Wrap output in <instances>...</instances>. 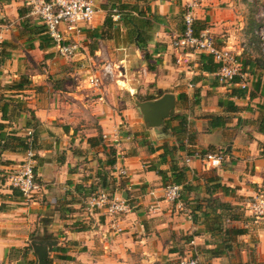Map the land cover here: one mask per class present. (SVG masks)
I'll use <instances>...</instances> for the list:
<instances>
[{
    "label": "crops",
    "instance_id": "0c3cea01",
    "mask_svg": "<svg viewBox=\"0 0 264 264\" xmlns=\"http://www.w3.org/2000/svg\"><path fill=\"white\" fill-rule=\"evenodd\" d=\"M91 1L96 10L92 21L79 34H66V42L76 46L70 68L97 73L109 64L114 77L99 91L86 92L61 88L62 80L71 76L59 71L66 62L58 60L54 47L38 48L43 40L34 32L44 26L29 15L26 0H0V125L6 138L0 170L13 171L24 153L7 137L27 141L30 131L37 187L28 198L0 187V264H16L21 254L12 249L22 248L37 264L33 241L54 242L46 264H166L187 255L202 264L264 261V221L245 212L246 218L222 221L245 233L227 238L229 250L210 257L221 236L207 231V220L198 213L193 223L191 213L212 177L232 190V195L216 192L212 198L233 206L264 190V134L256 128L264 116V70L247 73L246 90L235 82L221 86L209 55L180 50L176 40L183 31V7L190 0H111L115 6L135 5L139 10L132 18L144 32L146 59L129 25L118 22L117 30L100 38L110 2ZM195 1V35L206 32L217 46L231 50L240 65L264 55L254 33L253 4ZM146 20L150 25L142 28ZM238 90L243 95H235ZM163 94L174 97L173 115L159 127L146 128L134 103ZM218 100L231 102L238 111L226 112ZM214 116L219 119L212 120ZM100 135L108 136L114 152L97 150ZM216 151L225 158L218 168L206 169L191 157L193 152ZM112 157L114 165L107 166ZM114 167L126 175L117 178ZM176 170L183 172L179 198L167 202L163 188L173 184ZM184 185L191 189L183 191ZM101 190L122 197L129 207L119 220V232L109 228L101 212L85 207V200Z\"/></svg>",
    "mask_w": 264,
    "mask_h": 264
},
{
    "label": "built area",
    "instance_id": "2783aa9c",
    "mask_svg": "<svg viewBox=\"0 0 264 264\" xmlns=\"http://www.w3.org/2000/svg\"><path fill=\"white\" fill-rule=\"evenodd\" d=\"M264 0H247L249 3ZM29 7V15L40 22L53 42L55 53L62 58L68 59L74 56L76 46L66 42V34H79L84 24L92 21L96 10L91 0H26ZM196 1L190 0L183 7L182 24L183 31L176 40V46L180 50H191L209 55L217 64L214 77L221 86L236 84L241 90L248 89V75L241 69L236 55L231 50L217 46L213 39L206 33L195 35L193 32V10ZM113 13L112 19L117 15ZM62 26L63 31L59 30ZM259 42V47L264 52V29L257 28L254 32ZM113 67L109 64L102 66L99 72L88 74L86 86L89 90L99 91L106 83L113 80ZM237 80V81H235ZM99 96L98 100L102 101ZM27 149L18 166L8 175L5 185L19 194L28 198L35 190L34 176V154L31 148V132L26 133ZM102 135L103 139H108ZM191 157L197 159L204 168H218L224 161L223 152H193ZM188 158L185 157V162ZM114 175L118 178L124 177L126 172L123 168H113ZM179 198V187L167 184L163 188V199L174 202ZM85 207L89 211H98L107 218L108 226L113 231L119 232L118 224L122 215L129 211V207L122 197H116L114 193L98 191L85 200ZM245 213L254 220H264V190L258 192L250 201L245 203ZM177 264H202L191 255L178 258Z\"/></svg>",
    "mask_w": 264,
    "mask_h": 264
},
{
    "label": "trees",
    "instance_id": "16d2710c",
    "mask_svg": "<svg viewBox=\"0 0 264 264\" xmlns=\"http://www.w3.org/2000/svg\"><path fill=\"white\" fill-rule=\"evenodd\" d=\"M136 2H143L145 3V0H135ZM106 2H110L109 10L103 20L101 29H100V38L103 40L105 38H108L109 32L117 30V24L120 22L123 26L129 25L131 27V32L133 33L134 42L140 52L142 53V56L144 59L147 58V54L144 48V44L146 42L144 38V32L140 31V26L137 25L136 22L133 21V13H136V15H140L139 10L135 9V5L132 7H128L127 5H119L115 6L114 2L111 0H107ZM113 13H116L117 19L112 20ZM150 22L146 20L143 22L142 28L149 27ZM34 35H37L41 37L43 40V43L38 45V48L44 49L45 47H53V42L50 40L49 36L45 34V30L42 26H36V30L34 32ZM40 39V38H38ZM1 45V44H0ZM1 58V55H0ZM241 69L244 73H251L252 75H255V70L262 69L264 70V55H260L259 58L254 59L252 61H246L241 64ZM247 74V75H248ZM259 83V79L256 80V85ZM264 84V83H263ZM17 89H22L21 84H18L16 86ZM239 93L235 94L238 96L243 95V91L238 90ZM219 107H224L226 112H237L238 108L234 106L231 102L226 100H218L217 102ZM3 117V114H2ZM219 117L214 116L212 117V120H218ZM257 130L259 133L264 134V116H261L260 119L257 120ZM3 126L0 125V141H3V145L0 146V151L6 146L5 144V136H3ZM11 141L17 142V147L22 152H25L27 149V143L26 140H21L19 138L14 137H7ZM31 148L34 149V137L32 134L31 138ZM114 152V151H113ZM114 158L107 159L106 165L107 166H113L114 165ZM160 174V172H157ZM8 173L0 170V187L5 185V181L8 177ZM183 179V172L176 170V173H174V178L172 180V183L174 185L180 186ZM101 187H105V183H102ZM191 189L190 185H184L182 186L183 191H189ZM216 192L222 193L224 196L232 195V190L222 186L219 184L218 179L216 177L210 178L205 183V197L201 199H196L193 203L192 207V221L195 223L197 221V214L198 213L200 217H202L204 220H207L205 222V229L211 233L219 234L221 237L220 241L217 243V247L214 248L212 252H209L210 257H220L225 253V251L229 250V244L230 238L243 235L245 233V230L243 228H235L234 226H223L222 221H237L240 219L241 214H243L242 210L239 206H233L229 204L228 202H224L220 199H214L212 198V195ZM242 212V213H241ZM13 252H19L21 254L20 260L16 264H35L33 261L27 259V249L22 248L21 250L18 249H12ZM192 258H197L195 256H192ZM209 257V258H210ZM244 264H264V261H256L255 259L250 262H245Z\"/></svg>",
    "mask_w": 264,
    "mask_h": 264
},
{
    "label": "water",
    "instance_id": "95a60500",
    "mask_svg": "<svg viewBox=\"0 0 264 264\" xmlns=\"http://www.w3.org/2000/svg\"><path fill=\"white\" fill-rule=\"evenodd\" d=\"M141 120L146 128H156L162 125L163 120L173 115L174 97L171 94H163L155 100H147L135 103ZM54 242L33 241L30 244L37 264H46V257Z\"/></svg>",
    "mask_w": 264,
    "mask_h": 264
},
{
    "label": "rangeland",
    "instance_id": "374dc122",
    "mask_svg": "<svg viewBox=\"0 0 264 264\" xmlns=\"http://www.w3.org/2000/svg\"><path fill=\"white\" fill-rule=\"evenodd\" d=\"M251 4H253V5H251V7H252L251 10L253 11L252 14L254 15L252 22H253V24L255 26V29H257V28L264 29V2L256 1V2L251 3ZM69 59L70 58L65 59V58H62V57H60L58 59L59 61L63 60V62H66L64 65H59V67H58L59 68V71L62 69L61 70L62 73H66V74H70L71 75V76H68V77H66L65 79L62 80L61 88L64 85V86H67L68 87V88H65V89H68V90H72V88L75 89L77 87V88H79V90L88 92L89 89L85 85L86 83L84 84L83 81L88 76V74H91V71L90 70H87L88 72H86L85 70H82V72L78 73V71L75 68L74 69L73 68H70L71 64H74V63L72 61H70ZM88 123L91 124V126L94 129H98L99 128L96 125V121L94 119H92V120L90 119ZM99 139H100L99 143H101L100 144L101 146L97 148V150L99 152H102L100 150L101 147L102 148H105V150L106 149H109V153H110V151L111 152L114 151L112 149V146L110 145L111 144V141L109 139H103L101 137V135L99 136ZM106 144H107V146H106ZM216 152H219V151H216ZM220 152H222V151H220ZM11 172L12 171L8 172V174H10ZM239 207L242 210V212H245V204L244 205H241ZM241 216H243V218H246V217H244L243 214H241ZM248 217H250V216H248ZM250 218L253 219V217H250ZM261 221H264V220H261ZM177 260L178 259L176 258L174 261L168 262L166 264H171V263H174V264L176 263L177 264Z\"/></svg>",
    "mask_w": 264,
    "mask_h": 264
}]
</instances>
